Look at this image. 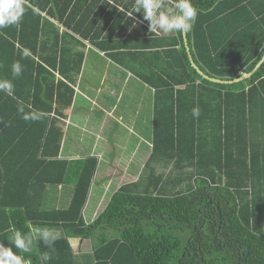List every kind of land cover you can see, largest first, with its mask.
I'll return each mask as SVG.
<instances>
[{"label":"trees","instance_id":"obj_1","mask_svg":"<svg viewBox=\"0 0 264 264\" xmlns=\"http://www.w3.org/2000/svg\"><path fill=\"white\" fill-rule=\"evenodd\" d=\"M113 3L134 11L135 0H27L19 28L0 30V80L14 84L12 95L0 92V242L8 246L11 227L27 232L30 221L61 231L49 264H264V63L250 79L211 82L192 66L183 33L166 41L165 69L142 74L156 89L143 171L86 220L98 158L60 157L85 41L117 59L133 51L129 24L147 22L142 11L128 18ZM193 3L198 15L186 39L197 66L224 81L255 68L264 55V0ZM14 61L23 66L15 79ZM21 105L42 118L25 121ZM52 185L72 187L68 207H45ZM73 238L90 240L91 253L76 255ZM44 251L40 243L17 254L40 264Z\"/></svg>","mask_w":264,"mask_h":264},{"label":"crops","instance_id":"obj_2","mask_svg":"<svg viewBox=\"0 0 264 264\" xmlns=\"http://www.w3.org/2000/svg\"><path fill=\"white\" fill-rule=\"evenodd\" d=\"M137 22L135 27H133V24H129L128 34H124L133 51L128 55H118L117 59L119 60L114 58V53L109 56L106 52L85 41L86 56L82 72L74 86L76 95L72 107L67 112V118L63 119L64 138L60 157L69 160L89 156L98 158L97 171L89 200L84 210V216L87 221H93L99 215L97 213L99 211L97 204H101L103 199H105V193H102L101 190H107L110 187V181L108 184L105 183V176L102 177L103 183L98 186V192L100 193L92 192L97 175L105 171L107 173L110 172V163L105 161V158L108 157L107 155L111 156L113 164L116 162L115 170H117L121 169V165H124L123 158L127 159V164L132 165L133 160L131 161V158L136 156L144 158L140 164L145 166L152 153L156 89L142 79V74L148 72L152 67H157L160 70L165 69L167 59L163 53L166 50V41H173L177 33L150 35L146 31L149 28V22L140 20ZM107 28L113 32L111 36L112 44L118 42L117 39H114V24L107 25ZM150 37L154 39L150 40ZM97 109L101 112L95 118L92 114ZM114 122L120 123V125L125 124L127 132L126 135L120 132V135L114 138V143L111 145L105 138V134L108 130L110 132L115 130V128H110V125L114 126ZM136 128L138 133H136ZM88 132L92 135H98L100 140V143L91 145L89 149H87L86 135ZM132 136L146 143L147 146L144 152L138 150L136 146L130 147L128 145ZM128 149H132L130 155L126 154ZM126 155L131 156L130 159ZM101 163L105 165L100 167ZM32 171L35 170H27L25 172L27 176L24 175V177L26 179L29 178ZM117 172L121 171L117 170ZM127 181H129L127 183H130L134 180L132 178ZM124 184L125 182H121L118 185V189ZM113 194L114 192L111 196ZM71 197V186H48L44 200L45 207L47 209L66 208L70 204ZM77 241H80L81 245H83L86 239H70L76 255L83 257L91 253L92 249L87 251L80 248L78 251L76 249Z\"/></svg>","mask_w":264,"mask_h":264},{"label":"clouds","instance_id":"obj_3","mask_svg":"<svg viewBox=\"0 0 264 264\" xmlns=\"http://www.w3.org/2000/svg\"><path fill=\"white\" fill-rule=\"evenodd\" d=\"M128 18L133 17V13L143 12V19L149 22L148 31L151 34L159 35L171 33H188L192 30L197 19L198 7L193 0H135L134 11L124 12V7L113 3ZM27 11V0H0V30L20 26V23ZM135 27V24H133ZM29 51L24 50L23 56H29ZM23 73V66L19 61H14L11 65L12 77L19 78ZM0 92L12 95L14 84L12 80H0ZM22 119L25 121H37L42 118V113L37 110L25 111V106L18 108ZM192 115L199 118L200 109L194 107ZM27 232H22L13 225L10 229L11 236L8 246L0 242V264H33L31 258H25L20 253L31 254L34 249L39 248L40 243L49 249L41 252L38 256L40 264H49L52 260V253L55 251V243L61 238L60 229L54 226L33 225L27 223ZM13 246L17 251H13Z\"/></svg>","mask_w":264,"mask_h":264},{"label":"rangeland","instance_id":"obj_4","mask_svg":"<svg viewBox=\"0 0 264 264\" xmlns=\"http://www.w3.org/2000/svg\"><path fill=\"white\" fill-rule=\"evenodd\" d=\"M100 112L101 111L97 109L92 114V116L95 117V118H97V115H99ZM124 123H126V122H124ZM113 124L116 127L110 125V128L111 129L115 128V130L113 132H110L108 130L106 132V134H105V138L107 139V141L111 145L114 143V138L117 137L118 135H120L119 134L120 132L123 135H126V132H127V128H126V126H124L125 124L124 125H120V123H116V122H114ZM136 130H137L136 133H138V129L137 128H136ZM86 135H87V149H89V147L91 145H96L97 143H100V140L98 138V135H96V134L95 135H92L90 132H88V134H86ZM128 145H130V147L136 146V148L138 150H140L141 152H144L146 150V146H147L144 141H142L140 139L138 140L137 137H135V136L134 137L132 136V139H131L130 142H128ZM140 147H141V149H140ZM88 151H90V150H88ZM131 153H132V149H128L126 151V154H129L130 155ZM107 156L108 157L105 158V161H107V162L109 161L110 166L111 167H114V168H111L110 167V172H108V173L106 171L104 173H99L97 175L96 182L94 183L93 190H92V192H94V193H97L98 192V190H99L98 189L99 184H102L103 183L102 177H105L106 176V182L105 183L108 184V182L110 181V185H109L110 187L107 190H105V189L104 190H101L102 193H105L104 194L105 199H103V201H102L101 204H97V208L99 207V209H98L99 211L97 210L98 211L97 212L98 214H100L102 212V210L104 209L105 205L107 204V201L109 200L111 194L113 192L117 191L118 185L121 184V182L122 183L125 182V184H126L127 182H129L127 180L132 179V178H133L134 181H136L139 178L141 172L144 169V166H141V164H140L143 161L144 158H142L140 156H136L134 158H131V161L133 160L132 165L131 164L129 165V163L127 164V159L123 158L124 159V165H121V169H117V170H119L121 172H117V170H115L116 162H114V164H113V160H111V156H109V155H107ZM127 157H129V159H130L131 156H127ZM101 165L104 166L105 164L104 163L103 164L101 163L100 164V167H101ZM99 193L100 192H98V194ZM93 195L95 196V194H93ZM90 198H93V197H90ZM91 247H92V244H91V241L90 240L84 241V244L83 245H81V242L80 241H77V244H76V249L78 251L80 250V248H83V249H85V250L88 251V250H91Z\"/></svg>","mask_w":264,"mask_h":264},{"label":"water","instance_id":"obj_5","mask_svg":"<svg viewBox=\"0 0 264 264\" xmlns=\"http://www.w3.org/2000/svg\"><path fill=\"white\" fill-rule=\"evenodd\" d=\"M185 36V40H186V47H187V51L189 53V56H190V60H191V63H192V66L197 70L198 74L201 75L204 79L206 80H209L211 82H214V83H220V84H232V83H236V82H240V81H243V80H247V79H250L257 71L258 69L263 65L264 63V55L262 57V59L260 60V62L255 66V68H253L249 73H243L241 77L233 80V81H224V80H220V79H217V78H213V77H210L208 76L207 74H205L198 66L197 64L195 63L192 55H191V51H190V48H189V45L187 43V39H186V34H184Z\"/></svg>","mask_w":264,"mask_h":264}]
</instances>
